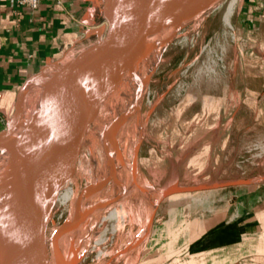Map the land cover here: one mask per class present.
<instances>
[{"label": "crops", "instance_id": "1", "mask_svg": "<svg viewBox=\"0 0 264 264\" xmlns=\"http://www.w3.org/2000/svg\"><path fill=\"white\" fill-rule=\"evenodd\" d=\"M102 4L40 0L30 11L17 0H0V133L28 81L101 39ZM256 4L255 12L248 4L237 9L233 41L241 75L234 85L223 76L195 84L163 116L154 137L146 132L156 146L147 147L140 164L161 192L245 179L231 176L243 162H236L239 151L264 139V39H249L253 23L264 22V0ZM253 171L249 185L163 199L133 263L264 264V156Z\"/></svg>", "mask_w": 264, "mask_h": 264}, {"label": "bare ground", "instance_id": "2", "mask_svg": "<svg viewBox=\"0 0 264 264\" xmlns=\"http://www.w3.org/2000/svg\"><path fill=\"white\" fill-rule=\"evenodd\" d=\"M221 1L185 0L172 7L154 21L150 29L138 33L131 41L129 48L123 56L115 64L103 71L97 86V92L93 97L91 108H88L79 116L72 129L74 143L70 147V158H73V165L71 177L68 179L62 180L60 166H54L56 161L55 155L65 131L63 130L55 135L52 141L49 159L61 188L65 187L68 183L76 185L78 179L85 175L82 158L83 150H86L89 156V182L93 180L95 183L101 177L110 180L112 183V186H109L111 190L110 199L116 198L119 193L123 192L122 194H125V201L132 199L136 201L135 203L138 202L139 205L142 204L149 207V215H152L159 196L155 192L143 189L142 185L144 182L138 165H132L137 136H142L143 131V126L139 123L140 120L138 122L136 119L135 111H137L141 97L146 91L150 75L156 70L161 61V53L177 37L176 35L168 40V42H165L169 36L171 27L177 21H183L184 19L185 23L190 24V22H193L194 27L196 20L193 17H187L193 10L200 12L207 11L208 14L212 12V16L217 13L221 21L227 23L229 17L232 15L231 8L233 2L227 3L228 5L225 10H222ZM70 60L71 57L60 61L58 66L46 68L39 77L31 79L25 86L23 95L20 97L22 109L19 112L16 124L1 145L0 208L3 206L8 207L10 204L13 205L15 200L18 186L17 161L19 142L43 100L48 95L52 81ZM116 77V81H119L112 86L111 83ZM110 85L112 86L111 88ZM42 86L46 87L39 92V88ZM9 184L12 187H9ZM68 196V192L65 190L66 200ZM40 203L43 202L38 197L30 195L24 206L21 224L16 234L15 245L23 252L25 259L29 258L44 237V234L42 237V234L39 235L41 232L37 229L39 228L41 231L43 223L49 222L50 213L48 210L41 213L38 209ZM95 205H97V202ZM127 210L129 211V209ZM13 211L14 209L3 218L2 225H4L5 231L10 229ZM30 216L34 220L37 232L33 229ZM71 221L74 223L76 221L73 215L71 216ZM150 223L151 220L148 222L149 226L151 225ZM76 234H79L78 227H74V229L61 234L57 243L58 252L55 255H53L51 241H45V264H64L62 260H64L66 254L69 252L70 241ZM85 237L87 239V236ZM139 248L134 251L135 254L132 258L127 255L123 259L128 260L129 264L130 262L133 263L138 253L141 252Z\"/></svg>", "mask_w": 264, "mask_h": 264}, {"label": "rangeland", "instance_id": "3", "mask_svg": "<svg viewBox=\"0 0 264 264\" xmlns=\"http://www.w3.org/2000/svg\"><path fill=\"white\" fill-rule=\"evenodd\" d=\"M231 1L222 0L220 3L221 9L225 10ZM249 5L253 7L249 10L257 11L254 10V7H257L256 2L247 6ZM247 6L245 5L244 7L247 8ZM239 7L234 5L231 8L232 15L227 23L221 21L217 13L212 16V12L208 14L207 11L200 12L198 10H193L187 16L196 20L194 27L193 22H190V24L185 23V19L177 21L169 30V36L165 42H168L176 35L177 37L161 53V61L156 70L150 75L146 91L141 97L137 111H135L136 119L138 122L140 120L139 123L143 126V131L142 136H137L132 165H138L144 182L142 185L143 189L155 192L159 196L153 212L156 211L162 200L160 199L161 191L147 181L140 164V156L147 152V147L156 146V139L146 140V132H150V137H154L155 128L163 124V116L195 84L204 81L210 82L223 76V83L228 84V86L230 84L234 85L236 76L241 75V71L237 70L235 65L239 60V54L233 41L235 35L234 21ZM253 24L255 26L251 28H255V30L250 34L249 39L253 42L260 38L263 40L264 22ZM102 37L103 34L101 35ZM58 65L56 64L55 66ZM116 80L117 77L112 81V86L118 83L119 80ZM111 85L110 88L112 87ZM24 90L25 87L21 92V96ZM21 109L22 102L20 100L18 113ZM245 109L253 110L250 105L245 107ZM159 136L162 135L160 134ZM262 141L264 139L249 143L244 146L243 150L239 151V157L236 158V162H243L239 164L241 168H234V173L231 175L232 178L247 179L254 175L255 163L264 154L259 156L258 151L249 152V149L252 144ZM88 158V153L83 150L82 165L85 169V175L78 179L76 182L77 186L68 183L65 187H60L53 207L52 221L49 224L48 222L43 223V229L40 231L38 228L37 230L41 232L39 233V235L42 234L41 237L44 234L45 238L50 240L57 230L64 232L72 230L74 227L79 228V234L73 236L70 241L67 257L65 256L64 260H62L64 264H129L128 260L123 258L127 255L132 258L135 254L134 251L144 243L149 235L151 226L148 225V222L151 219L153 221L155 212L153 216H150L149 207L142 204L139 205L138 202L135 203L136 201L132 199L125 201L123 192L119 193L116 198L110 199L111 190L109 186H112L110 180L101 177L95 183L93 180L88 181ZM71 168L72 165H70L69 170ZM9 187L12 186L9 184ZM75 189L78 191L76 192ZM65 190H67L69 195L67 200L65 198ZM96 202L97 205H95ZM38 209L41 213L48 210L43 203L39 204ZM74 211L75 213H73ZM72 215L75 217V223L71 221ZM29 218L34 231H36L33 218L31 216ZM53 228L54 230H52ZM84 236H87V239ZM130 264L132 263L130 262Z\"/></svg>", "mask_w": 264, "mask_h": 264}, {"label": "water", "instance_id": "4", "mask_svg": "<svg viewBox=\"0 0 264 264\" xmlns=\"http://www.w3.org/2000/svg\"><path fill=\"white\" fill-rule=\"evenodd\" d=\"M183 1L185 0H103L104 25L100 29L103 37L91 47L72 57L59 71L50 85L48 95L19 142L18 186L15 200L13 205L0 208V264H45V241H51L53 255L57 254L59 236L70 230L64 232L57 230L50 240L44 239V236L28 259H25L23 252L15 245L24 206L30 195H35L43 202L50 213L48 224L51 221L60 189L49 159L52 141L55 135L65 131L55 155V165H53L60 166L62 180L68 179L72 171V168L69 170L70 165H73V158H70V147L74 143L72 129L79 116L91 108L103 71L123 56L138 33L150 29L154 21ZM256 1L232 0L231 2L233 6H242ZM40 74L34 78L39 77ZM26 84L20 90L14 115L5 130L0 133V155L1 145L16 124L20 96ZM249 184L251 181L248 179H238L211 186H176L162 191L160 199L179 193ZM12 209L14 211L10 229L5 231L2 221Z\"/></svg>", "mask_w": 264, "mask_h": 264}, {"label": "built area", "instance_id": "5", "mask_svg": "<svg viewBox=\"0 0 264 264\" xmlns=\"http://www.w3.org/2000/svg\"><path fill=\"white\" fill-rule=\"evenodd\" d=\"M39 2H40V0H17V3L21 7H24L30 11L36 10L38 5H39ZM252 151H258L259 156L264 154V141L256 142V143L252 144L250 149H249V152H252ZM238 168H241V166L239 165Z\"/></svg>", "mask_w": 264, "mask_h": 264}]
</instances>
